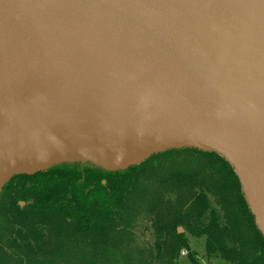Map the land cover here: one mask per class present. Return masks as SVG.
<instances>
[{
    "label": "water",
    "instance_id": "water-1",
    "mask_svg": "<svg viewBox=\"0 0 264 264\" xmlns=\"http://www.w3.org/2000/svg\"><path fill=\"white\" fill-rule=\"evenodd\" d=\"M179 148L231 164L264 236V0H0V195Z\"/></svg>",
    "mask_w": 264,
    "mask_h": 264
},
{
    "label": "trees",
    "instance_id": "trees-1",
    "mask_svg": "<svg viewBox=\"0 0 264 264\" xmlns=\"http://www.w3.org/2000/svg\"><path fill=\"white\" fill-rule=\"evenodd\" d=\"M190 237L209 257L264 264L239 177L215 152L172 149L115 172L64 163L15 175L0 195V264H182L183 249L199 264Z\"/></svg>",
    "mask_w": 264,
    "mask_h": 264
},
{
    "label": "rangeland",
    "instance_id": "rangeland-1",
    "mask_svg": "<svg viewBox=\"0 0 264 264\" xmlns=\"http://www.w3.org/2000/svg\"><path fill=\"white\" fill-rule=\"evenodd\" d=\"M21 202L23 201H20V205L24 206L25 202H23V205L21 204ZM180 227L183 228V233H184L185 228L183 226H178V228ZM144 238L153 241L154 236L152 235L151 232H146ZM189 241H190V250L196 257L199 264H229L222 259H217L206 255L204 237L201 238L190 237ZM180 259L182 264H194L188 259V250L186 249H183L181 251Z\"/></svg>",
    "mask_w": 264,
    "mask_h": 264
}]
</instances>
